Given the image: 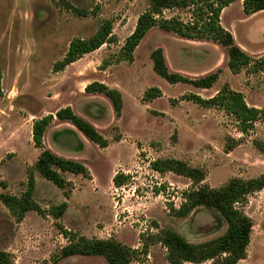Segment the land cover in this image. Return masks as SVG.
<instances>
[{
    "label": "rangeland",
    "instance_id": "1",
    "mask_svg": "<svg viewBox=\"0 0 264 264\" xmlns=\"http://www.w3.org/2000/svg\"><path fill=\"white\" fill-rule=\"evenodd\" d=\"M146 8V0H0V182L6 183V189L0 185V193L21 195L32 173L35 199L42 208L68 203L59 221L29 212L18 223L0 200V250L8 252L14 264H50L69 243L57 224L79 236L113 238L139 250L142 236L161 229H172L191 243L223 235L226 224L218 225L213 213L204 208L186 218L171 216L170 209L180 207L192 182L173 173H156L151 169L156 159L175 158L204 168L205 183L213 188L233 177L250 179L264 174V154L253 145L254 140L264 143V123H257L249 135L242 134L223 111L183 100L184 95L197 94L199 89L183 83L172 85L154 71L151 53L162 48L171 72L191 79L205 77L212 73L207 72L211 64L198 56L204 50L218 53L215 49L153 28L135 51L133 63L115 64ZM166 16L188 20L190 15L174 11ZM103 20L113 21L118 43L105 44L56 72L70 43L93 37ZM221 21L224 27H231L237 45L254 60L264 56V11L246 16L239 0L223 11ZM220 50L229 69L226 51ZM243 72L246 79L235 78L234 87L245 89L253 82L264 89V71ZM93 82L120 90L124 101L120 117L103 95L85 92ZM153 87L163 97L144 102L145 91ZM248 102L262 106L264 90L250 93ZM70 105L110 144L102 149L84 135L85 141H80L65 133L71 144H57L61 150L53 152L81 162L91 174V179L65 174L72 185L66 200L61 189L34 169L41 150L34 145L32 126L35 120ZM55 126L49 130L47 145L55 143ZM228 140L240 143L230 153L226 151ZM116 172L131 177L125 186L113 184ZM244 209L254 226L247 258L238 264H264V190L250 196ZM59 264L108 263L102 257L72 256ZM132 264H170L167 249L151 245L148 255H140Z\"/></svg>",
    "mask_w": 264,
    "mask_h": 264
},
{
    "label": "trees",
    "instance_id": "2",
    "mask_svg": "<svg viewBox=\"0 0 264 264\" xmlns=\"http://www.w3.org/2000/svg\"><path fill=\"white\" fill-rule=\"evenodd\" d=\"M147 8L138 17L135 30L129 35L115 58V64L122 62L133 63L134 53L143 39L153 28L172 33L177 37L189 41L211 42L225 49L228 56V67L233 74H240L244 70L252 73L264 71V56L254 60L244 49L237 45L233 34L225 29L221 23L223 11L238 0H146ZM186 12L189 19L180 16H166L167 12ZM264 11V0H244L243 12L251 16ZM84 16L83 12L77 11ZM118 43L113 34V21L103 20L96 34L89 39H75L70 45L65 58L59 62L55 71H63L67 66L91 54L105 44ZM155 73L168 83L188 84L196 88L209 89L218 81L220 71L205 77L191 79L180 73L171 72L162 48L151 53ZM109 65V64H108ZM107 65V66H108ZM88 94L103 95L120 117L124 107L123 96L117 88H111L101 82H93L85 88ZM163 96L157 88H149L143 96L144 102H151ZM183 100L195 103L204 109L223 111L231 117L237 129L249 135L257 123H264V106L261 108L249 106L241 92L233 90L225 84L212 98L205 99L197 94L183 96ZM68 122L73 125L93 144L100 148H107L110 142L100 133L95 125L75 113L71 106L59 109L55 114H49L33 122L32 138L37 149L41 150L34 169L45 180L51 182L63 191L68 200L72 193L71 183L64 174L80 175L91 179L89 169L81 162L57 155L44 146V136L47 128L54 120ZM240 143L228 140L226 151L230 153ZM253 145L264 154V143L254 140ZM151 169L161 175L173 173L185 177L192 182L190 190L184 193L183 202L179 208H171V216L186 218L199 208L213 213L218 225L225 223V233L215 239L203 243H191L181 234L172 229H161L157 234L142 236V249L130 248L116 239H89L65 230L60 224L57 227L62 235L68 239V244L61 248L58 255L50 264H59L62 260L72 256L102 257L108 264H132L140 255L147 256L151 245L161 244L167 249V261L170 264H238L247 258L251 243L253 220L245 212V206L250 196L264 190V174L250 179L233 177L218 188L206 184L207 171L194 167L188 162L175 158L156 159L151 162ZM131 177L118 172L113 178L116 187L125 186ZM3 189L6 183L0 182ZM36 179L29 174L26 190L21 195L7 192L0 193V200L11 212L18 223L26 214L36 212L42 217L52 216L56 221L61 220L68 209L65 201L45 210L35 199ZM0 264H14L11 255L0 250ZM46 264V263H45ZM48 264V263H47Z\"/></svg>",
    "mask_w": 264,
    "mask_h": 264
},
{
    "label": "crops",
    "instance_id": "3",
    "mask_svg": "<svg viewBox=\"0 0 264 264\" xmlns=\"http://www.w3.org/2000/svg\"><path fill=\"white\" fill-rule=\"evenodd\" d=\"M239 1V0H238ZM243 1L244 0H241L242 2V5H243ZM231 6V5H230ZM257 14V13H256ZM255 15V14H254ZM252 16V15H251ZM222 23V21H221ZM234 25V24H233ZM223 26V24H222ZM224 27V26H223ZM225 29H227L228 31H230L233 36H234V32L231 30V27L229 26L228 27H224ZM235 38V37H234ZM189 41V40H188ZM236 41V40H235ZM196 43H199L198 41H194ZM204 44L205 47H211L212 49H215L218 53L215 52L216 54V57H213L215 56V54H212V51H208V50H204V54L202 52L201 56H198V59H206L207 61H210V66H209V69L207 70L210 71V73H216L218 71H220V75H219V79L218 81L213 85V87L209 88V89H201V88H197L199 89L200 91L197 93L198 95H201L203 98L205 99H209V98H212L213 96H215L218 91L225 85V84H228L233 90L237 91V92H241L244 97H245V101L246 103L249 105V106H253V107H258V108H261L264 106V102H263V105L262 106H258V105H254V104H250L248 102V98L250 96V93H252L253 91L255 92H259V91H262L264 90L262 88V86L260 85H254L253 82H251V84H249L248 86H245V89H237L236 87H234V80L235 78L237 77H240L241 80L242 79H246V74L244 72L240 73V74H233L231 72L230 69H227L225 68V64L227 63V58H226V55L224 54V52L222 54H220L219 51L220 50V46L214 44V43H210V42H202ZM204 46H201V47H204ZM242 49L243 47L240 46ZM221 56H222V60H221ZM221 60V61H220ZM169 65V64H168ZM169 68L170 65H169ZM263 73V72H261ZM185 75V74H184ZM187 75V74H186ZM243 77V78H242ZM224 78V80L221 82V80ZM209 91V92H207ZM163 97V96H162ZM72 107V109H74V106L70 105ZM63 108V107H62ZM61 109V108H59ZM57 109L55 111V113L59 110ZM74 111H76L74 109ZM84 115V114H83ZM85 116V115H84ZM93 122V121H92ZM55 128H53V131H54V142L52 145L49 144L47 145V136H48V133H49V130L54 126L56 125ZM65 133H71L72 136L78 138L80 141H85L84 138H83V134H81L73 125H71L70 123L68 122H64V121H58L57 119L53 121V123L47 128L46 132H45V136H44V146L45 148L47 149H50L51 151H56L57 150H61V148H59L57 146L58 145H62V146H65L64 144L67 143V144H71V139L64 136ZM82 137V138H81ZM64 151V150H63ZM117 173V172H116ZM116 173L113 175V177L116 175ZM67 174V173H66ZM65 176V174H64Z\"/></svg>",
    "mask_w": 264,
    "mask_h": 264
}]
</instances>
